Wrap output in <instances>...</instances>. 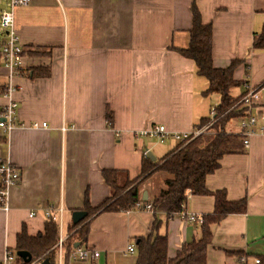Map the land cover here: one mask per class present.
I'll return each instance as SVG.
<instances>
[{
	"label": "crops",
	"instance_id": "1",
	"mask_svg": "<svg viewBox=\"0 0 264 264\" xmlns=\"http://www.w3.org/2000/svg\"><path fill=\"white\" fill-rule=\"evenodd\" d=\"M7 2L0 1V11ZM193 5L203 23L212 24L213 66L224 69L238 62L232 74L238 84L230 89L238 100L264 82V48L254 46L264 27V0H29L13 8L23 47V76L11 79L19 125L8 134L0 127V161L19 169L21 178L9 189L7 209L0 208V259L7 239L23 228L29 236L43 231L48 206L64 208L58 227L64 245L72 211L97 207L110 197L103 170H125L133 179L150 153L158 161L188 142L155 143L134 132L162 124L190 136L194 125L209 117L219 96L203 93L208 81L197 74L192 59L174 50L188 46ZM38 65L48 67L50 77L30 78L27 69ZM8 83L0 54V115L8 102ZM262 105L264 97L254 107L258 122L249 146L223 156L205 179L208 190H223L228 200L244 198L247 204L245 212L212 226L206 264L264 261ZM35 122L46 126L35 128ZM168 177L155 172L139 183L140 199L147 194L143 205L153 202ZM214 205L212 195L190 194L186 201L187 209L202 217ZM89 220L82 247L101 255L90 261L68 259V264H136V239L152 234L166 236L168 258H174L183 244L200 235V225L153 209L100 211ZM62 245L59 250L57 243V264H62Z\"/></svg>",
	"mask_w": 264,
	"mask_h": 264
},
{
	"label": "trees",
	"instance_id": "2",
	"mask_svg": "<svg viewBox=\"0 0 264 264\" xmlns=\"http://www.w3.org/2000/svg\"><path fill=\"white\" fill-rule=\"evenodd\" d=\"M191 13L192 23L188 46L174 50L192 59L197 68V74L208 81L209 86L203 93L219 96L213 124L197 136L190 135L187 143L165 154L158 161L152 162L148 157L143 159L140 174L136 178L131 179L125 170H103V179L110 187V197L97 207L86 206L84 210L87 212V217L80 223L69 226L67 232H70V235L62 245V264H68L74 243L79 242L80 246L86 244L90 225L88 218L100 211H129L135 209L136 204L144 203L145 201L140 199L138 185L155 172H164L169 177L162 182L159 193L151 203L154 212H164L168 218L177 215L190 194L214 196V211L203 216L200 235L183 244L174 258H168L165 235L152 234L146 238L136 239L138 248L136 264H206L207 249L212 239V226L220 223L229 214L245 212L247 204L244 198L231 201L227 199L223 190L212 192L205 186L207 175L220 167L223 156L245 151L243 130L238 128L236 132H233L231 127V124H235L239 118L248 116L246 108L232 109L237 99H233L230 95V89L238 84L232 75L238 62L234 60L224 69L213 66L212 24L203 23L194 5ZM254 46L264 48V27ZM27 70L30 71L28 76L33 79L48 78L51 75L50 69L46 66L38 65ZM111 117V113H107L108 121H111ZM209 122L211 123L210 116L201 118L194 125L193 131L199 130ZM16 240L17 252H29L31 261L36 258L39 262L48 259L51 264H57L59 236L58 226L54 222L47 221L43 231L35 236H29L23 228L16 236ZM14 264L29 263H25L18 257ZM256 264H264V261L260 259Z\"/></svg>",
	"mask_w": 264,
	"mask_h": 264
},
{
	"label": "built area",
	"instance_id": "3",
	"mask_svg": "<svg viewBox=\"0 0 264 264\" xmlns=\"http://www.w3.org/2000/svg\"><path fill=\"white\" fill-rule=\"evenodd\" d=\"M29 0H8L6 7L0 11V28L4 31V36L2 37L0 44V54L2 58V63L5 69L7 70V77L9 83L5 86L4 91L8 98V102L2 111V121L0 122V127L7 134L10 130L19 125L17 119V109L18 105L13 99H11V93L14 91L15 87L11 82V79L17 75H23L22 70V58H23V47L19 41L17 33L14 28V16L13 8L15 6L27 5ZM264 97V82L256 87H249L246 93L240 97L234 103L232 109H242L246 108L248 116L239 118L238 124L243 130L245 136L244 142L245 147L249 145V138L255 133V126L258 122L257 114L254 112V107L259 104ZM210 121L214 122L216 116V106H214L210 113ZM33 127L38 128V126H46V123L38 124L33 123ZM73 128V127H72ZM63 131L66 128H62ZM201 131H196L192 135L197 136ZM138 137L142 139H150L156 142H164L171 139H179L181 142H187L189 140L188 134H178L171 131H168L166 127L162 124H152L144 129L134 132ZM147 152H145V155ZM21 178V172L19 169H16L15 166L11 165L7 161H0V208L7 209V196L9 189L16 185ZM136 209H145L151 210L152 205L147 204L143 205L138 203L135 206ZM64 208H55L53 206H48L44 210V217L46 221L54 222L58 225L59 230L61 228L62 218H63ZM33 212L29 213V216H33ZM178 215L189 224L201 225L203 223V217L197 214L191 213L186 204L181 206V210ZM62 239L58 242L59 250L61 249ZM129 252H133V247H128ZM101 255L100 251L95 250L90 247H74L69 255V259L72 261H90L92 259L98 258ZM17 240L16 238L7 239L4 244L3 256L0 259V264H14L17 259ZM246 259H241V263L245 262ZM38 262V260H37ZM255 263L259 262V259L256 258ZM30 264H36L35 262Z\"/></svg>",
	"mask_w": 264,
	"mask_h": 264
},
{
	"label": "water",
	"instance_id": "4",
	"mask_svg": "<svg viewBox=\"0 0 264 264\" xmlns=\"http://www.w3.org/2000/svg\"><path fill=\"white\" fill-rule=\"evenodd\" d=\"M3 120V119H2ZM151 160H155V157L150 153L148 155ZM147 199V194L146 192L142 193V200ZM87 217V212L84 210H74L71 213V222L72 224L76 225L80 223L82 220H84ZM78 245L75 244L74 247H77ZM17 255L19 258H21L25 263H30L31 262V255L27 251H18ZM39 264H51L48 259H43Z\"/></svg>",
	"mask_w": 264,
	"mask_h": 264
},
{
	"label": "rangeland",
	"instance_id": "5",
	"mask_svg": "<svg viewBox=\"0 0 264 264\" xmlns=\"http://www.w3.org/2000/svg\"><path fill=\"white\" fill-rule=\"evenodd\" d=\"M0 1H1V0H0ZM0 35H1V37L4 36V31H3L1 28H0ZM21 76H23V75H21ZM231 92H232V94H235V93H234V90H232ZM11 94H12V93H11ZM11 99H12V98H11ZM13 101H15V100H13ZM15 102H16V101H15ZM233 105H234V104H233ZM17 110H18V109H17ZM0 116H2V114H1ZM212 124H213V123H210V122H209V123H207L206 125H204L203 127H201V128H200L199 130H197V131L199 132V131L202 130V132H204V131H205L208 127H210ZM31 125H32V124H31ZM236 126H238V127H236ZM64 127L67 128V129H69V128L66 127V126L61 127V129L64 128ZM231 127H232V129H233V132H236V131L238 130V128L241 129V127H240L239 124H238V121H236L235 124L232 123V124H231ZM13 128H14V127H13ZM13 128H12V129H13ZM70 128H71V129H74V127H73V128L70 127ZM12 129H11V130H12ZM11 130H10V131H11ZM202 132H201V133H202ZM254 134H255V133H254ZM198 135H199V134H198ZM252 136H253V135H252ZM252 136H251V137H252ZM251 137H250V138H251ZM250 138H249V141H250ZM248 146H249V145H248ZM154 154H156V153L154 152ZM211 248H212V246L209 245V247H208V249H207V253H209V251H210ZM57 256H58V255H57ZM36 259H37V258H36ZM36 259L33 260L31 263H33V262L36 263V262H37Z\"/></svg>",
	"mask_w": 264,
	"mask_h": 264
}]
</instances>
